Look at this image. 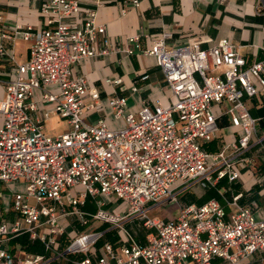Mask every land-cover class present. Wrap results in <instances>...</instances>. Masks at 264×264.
<instances>
[{
  "label": "built area",
  "instance_id": "2783aa9c",
  "mask_svg": "<svg viewBox=\"0 0 264 264\" xmlns=\"http://www.w3.org/2000/svg\"><path fill=\"white\" fill-rule=\"evenodd\" d=\"M87 1L93 6L48 0L42 7L49 17L46 25L19 32L31 42L24 64H17L5 46L9 36L0 14V66H16L0 100V187L26 183L25 192L9 199L8 212L0 190V264H50L67 256L72 264H250L264 253V205L254 199L242 204L253 191L235 190L243 184L244 170L255 175L264 165V118L247 106L259 98L264 107V59L249 64L227 38L207 49L198 39L169 47L172 35L163 32L142 54L156 58L173 103L146 104L132 113L126 97H113L109 106L125 127L113 130L105 120L91 124L85 114L98 107L101 95L74 75V67L107 54L109 46H100L106 33L97 24L102 0ZM129 42L135 46L125 50L128 55L141 49L139 36ZM148 79V74L140 78ZM55 85L58 93L46 90ZM35 90H42L41 101L68 122L66 133L45 132L35 117ZM50 113L45 111V117ZM222 115L240 134L210 151ZM193 183L216 190L229 210L211 199L180 206L172 220L149 216ZM118 202L128 205L123 213L114 212ZM88 204L95 212L87 210ZM64 218L85 230L70 236L61 224ZM136 221L145 231L143 239L126 227ZM105 225L109 229L101 231ZM110 231L115 241L99 244ZM36 243L42 253L27 250Z\"/></svg>",
  "mask_w": 264,
  "mask_h": 264
},
{
  "label": "crops",
  "instance_id": "0c3cea01",
  "mask_svg": "<svg viewBox=\"0 0 264 264\" xmlns=\"http://www.w3.org/2000/svg\"><path fill=\"white\" fill-rule=\"evenodd\" d=\"M47 1L0 0L2 26L9 36L4 43L6 48L15 54L17 64H24L29 60L31 47V42L25 41L19 32L29 26L39 30L46 25L49 17L42 13V7ZM81 1L83 7L93 6L87 0ZM261 1L102 0V5L97 7V24L104 27L106 33L100 39V46H109V51L105 55L85 59L74 67V75L85 78L101 95L100 104L95 110L86 112L85 120L91 124L105 120L113 130L125 127V120L116 119L109 106V100L113 97H126L127 110L132 113H137L146 104L168 106L173 103V94L156 58L142 54V50L152 48L163 32L172 35L168 40L169 47L181 46L198 39L203 48L207 49L219 40L227 38L249 64L256 58L263 60L264 9L260 6ZM134 36L140 37L141 49H136L133 55H128L125 50L135 46L129 42ZM15 74L14 64L0 66V100L4 96V81ZM145 74L149 75V79L140 80ZM108 80L111 83H108ZM118 80L122 82L115 83ZM133 88L137 90L133 91ZM46 90L58 93L59 87L49 86ZM42 95V90H35L33 100L38 104L35 117L43 124L48 135L59 136L66 133L70 127L68 122L55 114L51 105L41 101ZM260 101L259 98L249 100L247 106L254 116L264 118V107ZM45 111L51 112L48 118L45 117ZM218 128L216 139L207 146L210 151L220 150L240 134L239 130L231 126L230 118L226 115H222L218 120ZM259 172L264 173V165L255 175H252L250 170H244L243 184L236 186V192L246 189L253 191L242 201L244 205L253 199L264 205V196L261 194L264 192V178L259 176ZM259 179L262 180L260 183ZM222 186L228 187L226 183H222ZM176 195L177 202L167 203L176 202L172 217L177 216L182 205H203L211 199H219L229 210L225 199L216 190L204 189L200 184H189L178 190ZM87 210L95 212V206L88 204ZM68 221L67 234L77 235L80 227L73 218ZM70 260L72 257L67 256L59 262L72 264ZM250 264H264V253L256 254Z\"/></svg>",
  "mask_w": 264,
  "mask_h": 264
},
{
  "label": "rangeland",
  "instance_id": "374dc122",
  "mask_svg": "<svg viewBox=\"0 0 264 264\" xmlns=\"http://www.w3.org/2000/svg\"><path fill=\"white\" fill-rule=\"evenodd\" d=\"M4 98H5V89H4V96L1 99H4ZM214 112L216 114L221 113L219 108H217V107L214 108ZM0 124H1V118H0ZM228 143H230V142H228ZM0 190L4 192V196L6 198L4 208H5V211L8 212V211H11V205L9 204V199L15 193L25 192L26 183H22L21 186H18V185L13 184V183L8 184V185H2V187H0ZM176 202L171 203V204L166 203L167 205L165 204V205L153 208L150 211L149 216L153 219H159V220H172V219H174L175 217H172V216H174L173 211L175 209ZM114 204L115 203H113L111 206L109 205L110 207H107V208H111ZM127 207H128L127 203L118 202V207L115 209L114 212L115 213H123L124 211H126ZM139 223H140L139 221H136L135 223L127 224L126 227L128 229H130L133 233H136L138 235V238L143 239V237L145 236V231L142 230L143 228L141 227V223H140V225H138ZM61 224L65 228H67V226L69 224L68 219H66V218L61 219ZM92 228L96 229V228H98V226H93ZM84 229L85 228L80 227V232L83 231ZM63 264H65V263H63ZM215 264H218V262H215Z\"/></svg>",
  "mask_w": 264,
  "mask_h": 264
},
{
  "label": "trees",
  "instance_id": "16d2710c",
  "mask_svg": "<svg viewBox=\"0 0 264 264\" xmlns=\"http://www.w3.org/2000/svg\"><path fill=\"white\" fill-rule=\"evenodd\" d=\"M108 229H109L108 225H105V226L100 228L101 231H106ZM105 240L115 241V238H114V235L112 234V231L106 232L104 237H103V240L99 244L103 243ZM27 250L30 251V252H34V253H42L43 252V249H42L41 245H39L38 243H36V244H34L32 246H29L27 248ZM50 264H61V263L59 261H53Z\"/></svg>",
  "mask_w": 264,
  "mask_h": 264
}]
</instances>
